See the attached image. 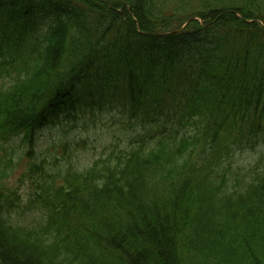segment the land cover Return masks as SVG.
Returning a JSON list of instances; mask_svg holds the SVG:
<instances>
[{
    "label": "trees",
    "instance_id": "16d2710c",
    "mask_svg": "<svg viewBox=\"0 0 264 264\" xmlns=\"http://www.w3.org/2000/svg\"><path fill=\"white\" fill-rule=\"evenodd\" d=\"M4 75L0 264H264V0H0ZM112 106L138 129L78 166Z\"/></svg>",
    "mask_w": 264,
    "mask_h": 264
},
{
    "label": "rangeland",
    "instance_id": "374dc122",
    "mask_svg": "<svg viewBox=\"0 0 264 264\" xmlns=\"http://www.w3.org/2000/svg\"><path fill=\"white\" fill-rule=\"evenodd\" d=\"M8 81L7 75L0 77V84H5ZM121 115L119 114V110L112 106V108L107 107L102 110V112H98L94 114V117L86 116L82 117L80 121L74 126L65 137H80L82 134L88 135L87 144H82L79 142L75 150H77L74 159L77 160L76 164L78 166H83L88 164V162L95 156H101L103 154L108 153L114 145L118 144V148L123 150L126 145V139L128 135L135 132L138 128L134 122L132 125L124 129V124L121 125L118 121V118ZM125 120V118H124ZM85 123L86 127L83 128L82 124ZM62 139L60 131L56 129H52L50 132L47 128H43L39 130L37 145L44 149L46 147H51V144L54 142H59ZM16 151V150H15ZM57 153H61L60 149L56 150ZM22 153V150H17L15 156L17 154ZM78 153H81L79 156ZM238 164L241 166H245L250 168L252 164L256 163L258 160V167H264V147L262 149L256 148L255 150H245L235 155ZM19 161L16 163V168L12 174L10 179V185H14V183L18 182L20 184L21 189L19 191L22 192V197L25 195L24 187L29 184L27 181L19 182L18 179L20 175L24 172L26 168V164L28 163L27 158L23 156H18ZM38 216V212H25L23 214L14 213L12 221L14 223H20L25 225L30 222H34Z\"/></svg>",
    "mask_w": 264,
    "mask_h": 264
}]
</instances>
